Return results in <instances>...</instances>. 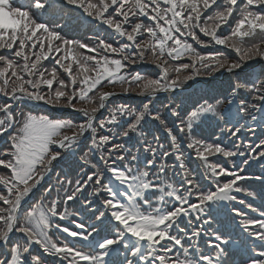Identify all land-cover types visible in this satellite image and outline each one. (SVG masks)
<instances>
[{
	"label": "snow or ice",
	"instance_id": "snow-or-ice-1",
	"mask_svg": "<svg viewBox=\"0 0 264 264\" xmlns=\"http://www.w3.org/2000/svg\"><path fill=\"white\" fill-rule=\"evenodd\" d=\"M0 264H264V0H0Z\"/></svg>",
	"mask_w": 264,
	"mask_h": 264
}]
</instances>
